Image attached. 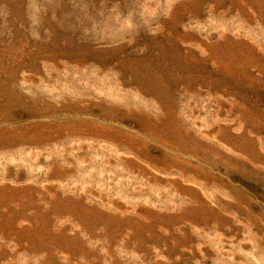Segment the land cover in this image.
Listing matches in <instances>:
<instances>
[{"label":"rangeland","instance_id":"obj_1","mask_svg":"<svg viewBox=\"0 0 264 264\" xmlns=\"http://www.w3.org/2000/svg\"><path fill=\"white\" fill-rule=\"evenodd\" d=\"M0 264H264V0H0Z\"/></svg>","mask_w":264,"mask_h":264}]
</instances>
